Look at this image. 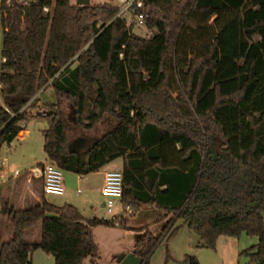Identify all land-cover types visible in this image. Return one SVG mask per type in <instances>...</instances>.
Listing matches in <instances>:
<instances>
[{
  "label": "trees",
  "instance_id": "trees-1",
  "mask_svg": "<svg viewBox=\"0 0 264 264\" xmlns=\"http://www.w3.org/2000/svg\"><path fill=\"white\" fill-rule=\"evenodd\" d=\"M139 1L128 10L155 28L148 37L135 35L123 12L114 17L119 5L2 1L0 147L17 136L35 94L51 88L70 117L45 107L47 160L83 176L121 158L122 202L167 217L156 236L135 240L140 264L177 219L198 237L195 247L255 236L241 254L264 264V0ZM102 119L111 124L96 134ZM0 212L11 225L0 264H31L35 249L53 264H98L91 229L124 227L122 216L85 218L43 196ZM37 223L39 239L26 242ZM177 264L198 261L184 254Z\"/></svg>",
  "mask_w": 264,
  "mask_h": 264
},
{
  "label": "rangeland",
  "instance_id": "rangeland-1",
  "mask_svg": "<svg viewBox=\"0 0 264 264\" xmlns=\"http://www.w3.org/2000/svg\"><path fill=\"white\" fill-rule=\"evenodd\" d=\"M27 1L28 0H23L21 3L25 4ZM70 2L75 4L74 0H70ZM88 4H113L119 5L121 9L125 5V3L122 4L118 0H89ZM120 8L118 13L120 12ZM122 16L135 35L140 37H148L151 35V28H147L143 26V24L137 25L135 23L131 11L124 10ZM0 104H3L1 97ZM52 104L63 110L66 115L70 117V108L67 101L63 99L60 100L56 97L51 88L38 91L34 105L27 108V112H29L30 116L25 120L18 121L24 125L22 127L25 132L24 135L21 138L15 137L9 144L4 143L1 148V152L7 149L6 158H8L12 168L18 171L24 170L37 163L46 161V156L42 150L40 130L45 129L47 123L41 115L45 112V107ZM110 124L111 122L108 120L102 119L96 125V134L103 132ZM72 175L71 172L61 171L64 193L61 195H45L46 201L60 206L64 203L63 199L65 193L69 191L73 196V202L78 204L77 208L84 217H103L109 219L113 214L118 212L116 208L111 214H106L103 208H96L95 211H91L90 205L96 206V201L98 200V193L94 189L97 176H89L85 180L76 181ZM76 189L79 191L78 194H74ZM88 194L95 200L94 203L91 204V202L86 200ZM130 208L132 211L130 214L122 215L125 220L124 227L97 226L91 229L93 241L97 247L98 264H118V257L132 252L135 239L141 238L142 234H144V230L156 236L165 225L167 217L163 216L162 210L150 207V205H147L145 208H139L138 210L132 206H130ZM2 224L5 226V230H2V232L6 233L11 230V226L7 224V219L4 218L3 222L0 221L1 227ZM174 225L178 226L177 229L172 235L163 238L159 242L150 255L148 264H177V261L180 260L184 254L195 255L198 264H245L247 258L241 254V251L256 243L255 236H248L244 233H240L236 237L218 236L212 248L195 247L198 237L182 224L181 220L177 219ZM1 227L0 229H2ZM140 227L144 228L139 230ZM86 261L85 259L84 262ZM31 264H53V259L49 254L35 249L31 253Z\"/></svg>",
  "mask_w": 264,
  "mask_h": 264
},
{
  "label": "crops",
  "instance_id": "crops-1",
  "mask_svg": "<svg viewBox=\"0 0 264 264\" xmlns=\"http://www.w3.org/2000/svg\"><path fill=\"white\" fill-rule=\"evenodd\" d=\"M20 124H21L20 126L21 129L17 133V136H16L17 138H21L25 133L24 130L22 129V127L24 126L23 123H20ZM3 145L4 144H2V146ZM2 146L0 147V154L2 155V158H3V162L0 165V208L4 206H8V207L12 206L15 209H17V208H23L25 206L40 202L41 197L43 196L45 198L46 194H43L42 192L41 179L35 173L32 172V169L40 166L41 164L45 162H48L47 158H46V161L43 163H37L34 166H30L28 169L19 170V174L17 176H14V172L18 170L12 168L8 158H6L7 149H4L3 152H1ZM121 165H122V159L116 158L104 164L102 167H100L95 172H92V173H89L83 176L75 175L72 173L73 174L72 176L74 177L76 181L85 180L89 176H97V180L95 181L96 186L94 187V189L98 193V197H97L98 200L96 201L97 202L96 206L90 205L91 211H95L96 208H99V209L103 208V200L100 195V187L103 182L104 172L108 170H119L120 171ZM63 193H64V188H63ZM78 193L79 191L78 189H76L74 194H78ZM72 199H73V196L71 195V193H69V191L65 193V196L63 199L64 203L71 204L77 208L78 204L76 202H73ZM86 200L88 202H91V204L94 203L95 201L90 197V194H88V196L86 197ZM145 207L147 206L140 207V208H145ZM150 207H154V206L150 205ZM4 218L7 219V224L11 226L10 221L8 220L7 216L4 213L0 212V221L3 222ZM85 218H88V217H85ZM124 224H125V220H124ZM1 228L2 229H0V236H1L0 241H4L11 235V230L4 233L2 232V230H5V226H3V224ZM143 228L144 227H140L139 230ZM145 232H148V231L144 230V234ZM144 234H142L141 238L144 236ZM39 235H40V223H37L33 227L25 230L24 240L26 242H36L39 239ZM137 239L139 238H136L135 240Z\"/></svg>",
  "mask_w": 264,
  "mask_h": 264
},
{
  "label": "built area",
  "instance_id": "built-area-1",
  "mask_svg": "<svg viewBox=\"0 0 264 264\" xmlns=\"http://www.w3.org/2000/svg\"><path fill=\"white\" fill-rule=\"evenodd\" d=\"M3 0H0V7ZM12 0H5L7 6L11 5ZM23 0H18V3H21ZM120 3H125L124 7L120 10V13L124 10H128L132 4L135 8L140 7L139 0H118ZM48 7L43 6L41 8V13L45 15L48 13ZM135 23L137 25H142L143 15L136 13L134 15ZM156 32L155 28H151V34ZM1 37V34H0ZM1 39V38H0ZM0 51H1V42H0ZM3 58L0 54V62H3ZM17 125L20 127L21 124L17 122ZM3 162L2 155L0 154V165ZM32 172L35 173L41 179V188L43 194L46 195H61L63 193V185L61 180V169L51 162H45L40 166L32 169ZM19 171L14 172V176H17ZM100 195L103 200V209L106 214H111L116 208L117 213L113 214L114 216H122L125 214H130L131 208L130 205L125 204L121 200V173L119 170H108L104 172L103 182L100 187Z\"/></svg>",
  "mask_w": 264,
  "mask_h": 264
},
{
  "label": "water",
  "instance_id": "water-1",
  "mask_svg": "<svg viewBox=\"0 0 264 264\" xmlns=\"http://www.w3.org/2000/svg\"><path fill=\"white\" fill-rule=\"evenodd\" d=\"M74 2H75V5H77V6H84V5H87L89 3V0H74ZM119 14H120V12L117 13L114 17L118 16ZM71 61H72V59L66 65H68ZM36 94H35V96H36ZM117 262H118V264H140L141 261L137 256H135L133 254V252H130V253H127L125 255H120L117 259Z\"/></svg>",
  "mask_w": 264,
  "mask_h": 264
}]
</instances>
